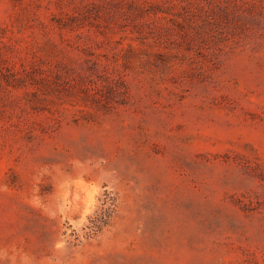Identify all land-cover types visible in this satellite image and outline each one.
<instances>
[{"label":"rangeland","instance_id":"374dc122","mask_svg":"<svg viewBox=\"0 0 264 264\" xmlns=\"http://www.w3.org/2000/svg\"><path fill=\"white\" fill-rule=\"evenodd\" d=\"M0 264H264V0H0Z\"/></svg>","mask_w":264,"mask_h":264}]
</instances>
